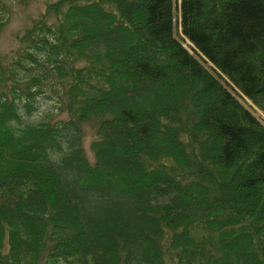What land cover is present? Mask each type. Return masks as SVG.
Wrapping results in <instances>:
<instances>
[{
	"label": "trees",
	"instance_id": "obj_1",
	"mask_svg": "<svg viewBox=\"0 0 264 264\" xmlns=\"http://www.w3.org/2000/svg\"><path fill=\"white\" fill-rule=\"evenodd\" d=\"M262 116L264 0L45 3L0 57V264H264Z\"/></svg>",
	"mask_w": 264,
	"mask_h": 264
},
{
	"label": "rangeland",
	"instance_id": "obj_2",
	"mask_svg": "<svg viewBox=\"0 0 264 264\" xmlns=\"http://www.w3.org/2000/svg\"><path fill=\"white\" fill-rule=\"evenodd\" d=\"M52 1L55 0H6L9 17L6 24L0 28V57H3L5 53L16 47L17 35L22 33L33 20L41 15L45 3ZM234 94L236 93L234 92ZM55 108L56 104L54 100H47L41 97L38 101V109L32 115V118L39 119L45 113L55 111ZM256 111L258 115L261 114L258 110ZM95 130L96 122L94 120L82 124V147L90 161H93L91 142L96 138ZM42 264H44L43 261Z\"/></svg>",
	"mask_w": 264,
	"mask_h": 264
},
{
	"label": "clouds",
	"instance_id": "obj_3",
	"mask_svg": "<svg viewBox=\"0 0 264 264\" xmlns=\"http://www.w3.org/2000/svg\"><path fill=\"white\" fill-rule=\"evenodd\" d=\"M15 135L19 136L20 133L17 132V133H15ZM48 151H49V157H50V159L55 160L56 159V156L58 155V153H52L51 150H48Z\"/></svg>",
	"mask_w": 264,
	"mask_h": 264
}]
</instances>
